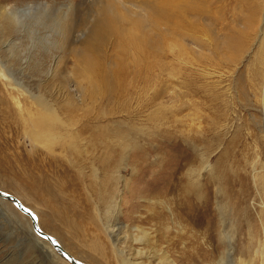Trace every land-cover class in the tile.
Returning <instances> with one entry per match:
<instances>
[{"label": "rangeland", "instance_id": "1", "mask_svg": "<svg viewBox=\"0 0 264 264\" xmlns=\"http://www.w3.org/2000/svg\"><path fill=\"white\" fill-rule=\"evenodd\" d=\"M46 1L28 28L0 37L10 81L30 93L17 106L0 83V191L45 212L39 229L77 262L117 264L114 238L116 250L152 264H164L154 249L175 264H218L227 250L222 264H263L264 0H174L179 17L160 21H152L160 0H110L148 23L133 32L118 20L105 35L99 55L123 64L104 76V90L78 76L101 0ZM64 12L74 19L61 49L49 21ZM48 116L55 138L43 145L31 132ZM7 201L0 264H69ZM114 222L126 230L109 234ZM140 229L148 242L134 240Z\"/></svg>", "mask_w": 264, "mask_h": 264}, {"label": "bare ground", "instance_id": "2", "mask_svg": "<svg viewBox=\"0 0 264 264\" xmlns=\"http://www.w3.org/2000/svg\"><path fill=\"white\" fill-rule=\"evenodd\" d=\"M166 2H167V0L166 1L165 0H160L157 3L156 13H155V15H152L154 18L150 17V14L148 15L150 18H153L152 21L167 20V19H170L172 17H176V19H177L179 17V16L178 17L176 16L177 12H178L177 10H176L177 12L171 11V10L178 9V6H177L178 2H176V1L174 2V0H168V2L167 3ZM99 3L100 4L98 5V8H97V10H98L97 12L98 13H97L96 20L94 21L92 26L89 28L87 37L83 41H81L82 42V46L84 47V50L82 52H80V54H79L80 65H79V68H78V76H80L82 80H85V81L89 82L91 85L92 84L95 85V87L97 89L104 90V89L107 88V84L105 82V79H104L105 77L104 76L106 74H109L110 72L117 73L120 70L123 62H122L120 57H116V59L113 61V63H111V64L107 63L106 64L105 60L99 55V53H100L99 52L100 43L102 44L103 39H104L106 34L114 32L115 30L119 29V28L116 29V26H115L116 22L118 20L119 21H123V22L124 21H128V23L132 24L131 25V28H132V27H135V26L137 27V25H134V24H138L139 26H141L143 23H148L145 20V18H148V17H146V14H142V13L141 14H137L138 16H140V18L135 17L136 16L135 13H133L132 11H129V10H126L127 11L126 14H122L121 15L122 12L120 10H119L120 14H119V11H117V12L114 11V9H116V8H113V6L111 5L110 0L109 1L108 0H101V1H99ZM49 4L50 3L45 0V1H39L38 3H36V2H25V3H22V4H16V3H12V4L9 3L8 4V3H6V4L1 5L0 6V37H3V36L5 37L8 32L11 33V32H13V30H14L15 34L18 35L19 32H21V30H20L21 28H23V29H24V27L28 28L32 24V22H30L32 11H34V10L46 11V9L49 7ZM64 4L66 5L67 8H71V7H73V5H75L72 2H66ZM128 9H130V8L128 7ZM64 13H63L62 16L53 18L52 20L49 21V23L52 25V28H53L55 34L57 35L56 46H59L61 49L64 48V45L66 44V38L65 37H66L67 33H69L68 31L70 29L72 19H74V18H72V19L69 18V19H71V22H70V25H69L68 18H67V15H66L67 12L65 14ZM58 14H61V13L59 12ZM41 23L44 25L46 22H41ZM117 25H119V24H117ZM136 27H135V30L133 29L134 30L133 32H135V31L138 32L140 30V29L136 30L137 29ZM108 35H110V34H108ZM131 37L132 36L130 34L129 38H131ZM119 42H120V40H119ZM136 46H137V48H139L138 44H136ZM140 47H142V46H140ZM135 52H137V50ZM135 55H133L134 58H135ZM137 56H139V54ZM0 83L5 87L6 91L9 92L11 102L13 104L17 105V106L20 105L18 100H17L18 95H20V94H24V95L29 94L30 95V93L27 91V89L22 88V85L20 86L21 88L18 87L19 85L18 86L17 85L16 86L13 85V83L10 81V79L8 77L6 68H5V66H4L2 61H0ZM13 91H15V94H13ZM43 112H45L46 114L50 115L48 109L45 108V107H43ZM54 121H55V119L53 118V116H50V117L48 116L47 118L39 117L37 119V122L35 123V125H33V127H32L34 129L36 127L37 130L31 132V136H32L31 140H33V141H35V142H37L39 144L42 143L43 145H46L47 141L55 138V134L52 133V127H53ZM33 145H35V143ZM256 173H259V172H256ZM197 179H198V177H197ZM197 179L195 181V185L196 186L199 185L198 184L199 183L198 182L199 179L198 180ZM41 182H42V179H41ZM43 182H45V181H43ZM195 185L193 184L192 189L196 188ZM4 195L5 194L0 191V203L4 202V201L8 203L9 201H7V199L11 200V199L5 197ZM14 204L16 205V203H14ZM120 208H121L120 203L119 202L116 203V207H115V213L116 214L121 212ZM18 209H19V207H18ZM26 209L30 212L31 215L29 216L28 214H26L24 212L25 214L22 215V217L25 220H27L28 225L30 226V230L33 232V234H35L39 240H42V242H44L46 244V246L49 247L50 249L52 247L54 248L53 243L54 244L56 243V245H58V242H56V240L53 237H51L49 234H47V233H45L43 231H42V233H43L42 234V233L36 232V230H34L32 218L36 222V225L38 226V228H40L39 225H38V224H40V222L37 224L36 218H38L39 221H42L44 223L45 220L47 219V218L45 219V215H46L45 212L44 213H40V214L35 212V214H34V212L30 211L28 208H26ZM35 215H36V217H35ZM92 220H93V218H92ZM126 228H127L126 224L125 225H121L119 222H114L111 225H107L106 229H110L109 230V234H110V232L114 231V229L117 230L118 232H120V231L126 230ZM139 232H140V235H136L134 237V240H136V242H138V243H146V242H148L150 233L144 231L143 229H140ZM126 237H127L126 235L123 236L124 239ZM111 241H110V243H111ZM116 243H117L116 240L113 238V244L111 243L112 256H113V258H114V260H115V262L117 264H152L151 261L144 262V261H139V260H136V259L131 260L130 257L127 256V254H123V252L121 250H116V248H115L116 247ZM261 244L264 247V238H263ZM87 247L89 248V246H87ZM50 249H48V250L50 251ZM57 250H59L60 252H64V254L68 257V259H69V257L71 258V260H69L70 261L69 264H76V263H74V262H76L75 259L73 258V256L68 251H65L61 246H59V249L57 248ZM154 251L156 252V250L155 249L153 250V253H152L153 256L152 257H156V259L159 258L157 263L175 264L174 259L170 258L168 256V254L163 252L161 256L160 255L158 256V254H156L157 252L155 253ZM150 252L138 250L137 251V254H138L137 256L139 257V255H142V254H146L147 255V253L150 254ZM101 254H103V253H101ZM101 254H100V256H101ZM228 256H231L229 250H227L225 253H223L220 256V259L218 260V264H222L223 261L225 260V258L228 257ZM108 257L109 256H108V253H107L105 255V258H108ZM141 258H143V257H141ZM72 259H73V261H72ZM237 264H243V263H241L240 260H239V261H237ZM263 264H264V257H263Z\"/></svg>", "mask_w": 264, "mask_h": 264}, {"label": "water", "instance_id": "3", "mask_svg": "<svg viewBox=\"0 0 264 264\" xmlns=\"http://www.w3.org/2000/svg\"><path fill=\"white\" fill-rule=\"evenodd\" d=\"M4 196L7 197V198H9V199H11L14 203H16V205L19 207L20 210H22L23 212H25L29 216L31 215L30 212L20 203V201L18 199H16L15 197H13V196H11L9 194H5ZM32 222H33L34 230H36V232L42 233V231L38 228V226L36 225V222L33 220V218H32ZM53 245L59 248L58 245H56L54 243H53ZM69 260H71L70 257H69ZM72 261H73V259H72ZM74 263H76V264H85L83 262H77V261L74 262Z\"/></svg>", "mask_w": 264, "mask_h": 264}]
</instances>
